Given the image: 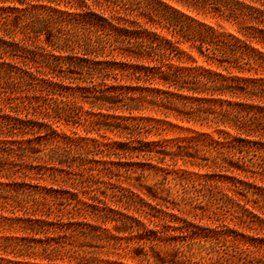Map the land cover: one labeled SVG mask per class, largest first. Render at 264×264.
<instances>
[{
	"label": "rangeland",
	"instance_id": "rangeland-1",
	"mask_svg": "<svg viewBox=\"0 0 264 264\" xmlns=\"http://www.w3.org/2000/svg\"><path fill=\"white\" fill-rule=\"evenodd\" d=\"M198 20L218 33L236 34L234 26L216 18ZM39 46L34 41L26 48ZM254 46L264 53V46ZM181 49L194 58V66L227 76L228 92L214 95L216 100L205 95L195 100L199 95L171 88L188 98L148 97L150 103L133 114L150 129L141 136L151 143L148 156L98 154L105 148L94 147V141L138 145L126 138L131 121L112 117L132 115L97 110L84 95L73 94L74 84L64 83L67 98L54 102L40 80L49 77L42 70H33L35 86L0 79V214L8 218L0 222V264H160L158 255L185 264L190 254L200 264L201 257L249 264L234 251L245 238L259 246L252 247V263L264 264V226L258 224L264 220V98L237 90L241 79L254 78L264 91V58L250 72L227 71L195 50ZM130 59L140 62L122 58ZM181 59V66H191ZM23 61L15 60L21 68ZM16 119L25 123L23 129L9 125ZM22 139H31L23 144L31 153L16 151ZM58 142L63 164L45 156ZM13 217L19 222L10 221ZM32 219L42 225L25 230ZM181 230L211 237L189 247ZM176 243H182L178 252ZM214 250L223 257L217 259Z\"/></svg>",
	"mask_w": 264,
	"mask_h": 264
},
{
	"label": "trees",
	"instance_id": "trees-1",
	"mask_svg": "<svg viewBox=\"0 0 264 264\" xmlns=\"http://www.w3.org/2000/svg\"><path fill=\"white\" fill-rule=\"evenodd\" d=\"M198 17L216 18L234 26L236 34L218 33ZM34 41L40 43L38 49H27L26 45ZM255 44L264 46V0H0V79L10 84L35 86L39 83L33 70H42L49 77L40 78L46 83V87H40L48 88L54 102H64L67 98L63 90L64 83H68L74 84L71 86L73 94L84 95L97 110L132 115L113 114L112 117L131 121L125 125L128 135L125 137L136 139L138 145L130 146L128 141L99 145L94 141V147L105 148L106 151L98 152L102 157L112 155L122 159L132 154L136 157L150 155L151 143L141 138L150 129L144 118L133 115L150 103L148 97L161 102H170L175 97L188 98L171 88L199 95L195 100L206 99L204 95L210 97L208 100H216L214 95L228 92L225 85L228 77L194 66L196 61L181 49L182 46L195 50L205 61L217 63L224 70L231 67L239 72H250L259 57L264 58ZM182 56L191 66H181ZM123 57L140 62H131V59L127 62ZM17 59L24 60L25 67H18ZM75 74L79 77L75 78ZM241 81L238 93L264 98L260 79ZM10 124L20 125L19 129L25 127L21 119ZM16 142L21 143L16 151L30 152L23 144L30 145L31 139ZM59 143L45 156L63 164ZM247 211L244 208V212ZM0 219L4 225L8 218L0 214ZM18 219L13 217L10 221L19 222ZM40 224L39 220L32 219L24 228L36 231ZM258 224L264 226V220L259 219ZM180 233L190 238L189 247L195 240L211 237L192 234L190 230ZM216 236L213 235V239ZM181 244L176 243V252ZM252 247L259 249L255 242L245 238L234 251L253 264L255 250ZM214 251L217 259L223 257L219 250ZM192 256H188L185 264H200L193 261ZM201 258L203 264H216L209 261L211 257L209 260ZM157 260L160 264H172L159 255Z\"/></svg>",
	"mask_w": 264,
	"mask_h": 264
}]
</instances>
